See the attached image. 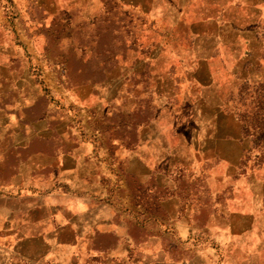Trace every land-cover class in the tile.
<instances>
[{
    "label": "rangeland",
    "instance_id": "1",
    "mask_svg": "<svg viewBox=\"0 0 264 264\" xmlns=\"http://www.w3.org/2000/svg\"><path fill=\"white\" fill-rule=\"evenodd\" d=\"M164 1L79 0V7L56 8L0 3L16 45L10 53L0 50V223L8 224L13 208L22 218L28 204L32 220L44 215L40 203L54 201L50 193L62 166L68 169L85 143L92 148L87 156L100 164V183L131 207L130 217L142 210L148 233L157 232L158 264H264V0L169 7ZM214 7L237 36L220 48L222 57L208 61L213 82L201 90L212 141L197 150L188 131L192 112L179 103L200 94L183 81L214 44L213 26L206 29L202 19ZM215 137L223 140L218 146ZM135 153L147 158L146 167L135 163ZM252 176L263 181L259 212L235 220L255 224L257 237L233 248L226 263L228 251L201 231L224 222L236 181ZM12 178L15 193L28 192L25 199L5 196ZM132 225L130 235L140 239ZM135 255L148 254L136 249Z\"/></svg>",
    "mask_w": 264,
    "mask_h": 264
},
{
    "label": "crops",
    "instance_id": "2",
    "mask_svg": "<svg viewBox=\"0 0 264 264\" xmlns=\"http://www.w3.org/2000/svg\"><path fill=\"white\" fill-rule=\"evenodd\" d=\"M9 1H12L15 7L21 8L46 7L47 3L48 6L56 8V6H78L79 0H0V3L10 6ZM188 1L166 0L164 3L166 2L169 7L171 4L174 6L184 5ZM179 10L181 9L177 11ZM206 10H211L210 4L206 6ZM160 11L165 15L170 9H167L166 6V9L162 10L161 8ZM219 13L214 7L210 14L204 15L202 18L206 23V29L213 26V29L208 32L214 44L203 59L204 61L199 63L201 66L193 70V73L183 81L184 85L190 86L192 93L200 90V94L192 100L190 92L188 97L192 101L179 103L184 105L183 108L192 112L191 118L194 127L188 131L189 134L191 131L190 136H192L190 143L197 150L206 148L209 141H212V136L208 137L210 131L205 128L209 116L205 107L209 101L202 99L203 90H201L209 87L213 82L210 79L212 78L210 77L212 63L209 64L208 61L212 55L222 57L221 51L230 44L227 42L237 36L236 29L228 26L231 23L219 22V18H217ZM8 29V24L0 15V50L2 53H10L16 48L12 30ZM9 49L10 52H8ZM202 52L194 50L196 56L201 55ZM232 70L236 71L237 67H232ZM207 72L209 75L204 79ZM172 93L171 90L166 93V103ZM210 112V114L213 113L212 110ZM175 117L176 115H174ZM184 134L188 135L186 132ZM213 140L217 146L223 141L220 137H215ZM142 147L140 146L139 149ZM90 149L92 148L89 144H78L75 153L71 156L73 159L70 157L68 160L69 166L67 167L69 168L66 169L65 165L62 166L63 175L60 180L57 178L59 182L56 181V188L50 193L54 196V201L40 203L39 208L44 209V215L32 220L30 217L31 207L28 204L24 208L26 213H23L22 218H19L14 214L15 209L11 207L13 209L10 211L12 214L9 217L10 222L8 219L6 226L0 223V264H158L159 258H155L153 255L155 253L152 250L159 248L157 232L155 234L148 233L147 226L141 217L142 210H139L138 214L134 213L133 218L130 217L133 213L131 207H128L124 202L121 204L116 202L103 183H100V177L96 174V169L100 167V164L97 165L94 160L90 159V156H87L89 155L87 151ZM134 160L139 166L146 167L148 165L147 158L138 153H135ZM228 160H232V158ZM84 168L90 169L84 171ZM67 173L69 174L66 175ZM14 182L16 181L12 178L5 196L15 199V196L21 193L17 198L25 199L28 192H25L24 185H22L23 192L15 193ZM262 184L263 181L253 176L239 178L229 194L228 206L222 211L225 217L224 222L209 224L201 231L204 234V240H214L217 246L224 247L228 251L225 255L222 254V257H226L224 258L226 263H232L233 248L248 246L251 243L249 241L257 237L255 224L250 227L239 225L235 216L248 214L255 219L260 203L258 190L261 189ZM47 209L50 210L49 215H46ZM46 216L49 225H47ZM132 224L140 232V239H133L130 235L129 226ZM64 235L69 237H64ZM107 236L108 239L104 240V237ZM134 248L135 252L136 249L141 252L146 250L148 255H135V252L132 254Z\"/></svg>",
    "mask_w": 264,
    "mask_h": 264
}]
</instances>
